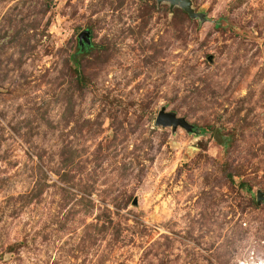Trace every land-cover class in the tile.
<instances>
[{
	"label": "rangeland",
	"instance_id": "rangeland-1",
	"mask_svg": "<svg viewBox=\"0 0 264 264\" xmlns=\"http://www.w3.org/2000/svg\"><path fill=\"white\" fill-rule=\"evenodd\" d=\"M190 1L0 0V264H264V0Z\"/></svg>",
	"mask_w": 264,
	"mask_h": 264
},
{
	"label": "water",
	"instance_id": "water-1",
	"mask_svg": "<svg viewBox=\"0 0 264 264\" xmlns=\"http://www.w3.org/2000/svg\"><path fill=\"white\" fill-rule=\"evenodd\" d=\"M173 4H178L181 2L183 8L192 16L195 15L194 11L192 10L191 1L190 0H172ZM157 125L163 127H184L187 130H192V125L186 120V118L178 117L174 112H167L163 110L157 119ZM257 199L260 204L264 202V192H258Z\"/></svg>",
	"mask_w": 264,
	"mask_h": 264
},
{
	"label": "built area",
	"instance_id": "built-area-1",
	"mask_svg": "<svg viewBox=\"0 0 264 264\" xmlns=\"http://www.w3.org/2000/svg\"><path fill=\"white\" fill-rule=\"evenodd\" d=\"M241 264H245V262H241Z\"/></svg>",
	"mask_w": 264,
	"mask_h": 264
}]
</instances>
